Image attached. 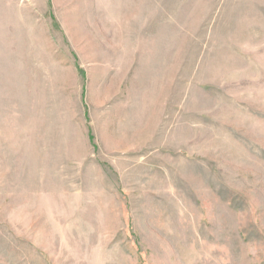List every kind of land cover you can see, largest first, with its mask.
<instances>
[{
  "label": "rangeland",
  "instance_id": "374dc122",
  "mask_svg": "<svg viewBox=\"0 0 264 264\" xmlns=\"http://www.w3.org/2000/svg\"><path fill=\"white\" fill-rule=\"evenodd\" d=\"M0 264H264V0H0Z\"/></svg>",
  "mask_w": 264,
  "mask_h": 264
}]
</instances>
